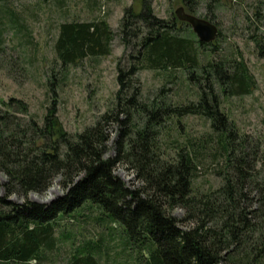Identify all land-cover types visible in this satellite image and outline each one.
I'll return each mask as SVG.
<instances>
[{
    "label": "trees",
    "instance_id": "obj_1",
    "mask_svg": "<svg viewBox=\"0 0 264 264\" xmlns=\"http://www.w3.org/2000/svg\"><path fill=\"white\" fill-rule=\"evenodd\" d=\"M150 1L142 0L140 13L126 10L120 21L125 49L134 51L127 55V67L117 62L114 102L92 125L72 134L54 108H47L39 122L22 99L0 100V263H39L55 249L61 219L90 208L99 213L96 219L113 224L109 230L118 231L131 264H264V113L255 139L239 133L214 90L223 84V92L248 94L251 75L240 61L232 70L221 58L200 61L199 49L208 44L181 35L176 24H188L175 16L156 17ZM185 9L196 14L191 3ZM111 40L104 19L63 21L54 50L62 64H75L109 55ZM140 69L182 70L197 80V100L143 104L135 78ZM187 115L203 116L212 131L180 142L173 155L164 156L158 144L161 125ZM112 124L119 126V136L110 157ZM208 156L217 161L214 173L221 182L198 191L193 179ZM118 164L129 166L143 186H127L115 174ZM57 176L64 188L60 196L49 203L28 198ZM14 195L22 201L12 200ZM177 207L185 211L188 227L170 214ZM102 246L101 240H85L65 264H100Z\"/></svg>",
    "mask_w": 264,
    "mask_h": 264
},
{
    "label": "rangeland",
    "instance_id": "obj_2",
    "mask_svg": "<svg viewBox=\"0 0 264 264\" xmlns=\"http://www.w3.org/2000/svg\"><path fill=\"white\" fill-rule=\"evenodd\" d=\"M189 3L195 10L194 15L208 17L218 28L216 38L205 43L208 47L199 49L202 51L200 61L221 58L228 63L227 70H232L234 62L240 61L251 75L248 94L223 92V84L214 85V90L220 97L222 111L232 119L236 131L255 139L262 129L264 113V49L255 43L257 40L264 47V0L150 1L152 14L164 20L175 16L177 7L185 8ZM141 4L142 0L0 2V100L22 99L28 104L29 115L39 122L47 108H54V116L63 129L72 134L92 125L114 102V93L119 88L117 62L120 60L121 66L127 67V55L134 51L130 47L125 49L121 40L123 35L119 32L120 21L126 10L142 12L144 6ZM97 18L104 19L111 30L110 54L87 57L75 64H62L54 50L59 24ZM176 26L181 35L197 39L189 25L177 23ZM196 75L200 78L201 71L195 70ZM135 78L139 82V100L145 105L184 104L198 98L197 80L189 79L182 70L140 69ZM108 131L106 155L113 157L117 152L115 143L119 126L112 124ZM211 131L210 121L200 115L167 119L160 127L158 144L164 156H171L180 142L198 139ZM216 167L217 161L212 156L202 160L193 179L196 190L208 191L219 186L221 180L214 173ZM115 174L133 189L143 186L127 165L118 164ZM0 177L3 178L1 174ZM60 180L59 176L55 177L45 191L30 193L28 198L40 203L51 202L64 192ZM11 199L22 201V197L16 195ZM98 214L89 208L80 211L75 218L65 216L55 229V249L45 253L39 263L31 261L30 264H65L72 249L85 240H101L104 244L100 264H131L118 231L111 233L108 226L113 224L96 219ZM170 214L178 220L179 226L188 227L182 208H174Z\"/></svg>",
    "mask_w": 264,
    "mask_h": 264
},
{
    "label": "water",
    "instance_id": "obj_3",
    "mask_svg": "<svg viewBox=\"0 0 264 264\" xmlns=\"http://www.w3.org/2000/svg\"><path fill=\"white\" fill-rule=\"evenodd\" d=\"M174 15L178 20L187 23L197 39L202 43L212 42L218 34V28L215 23L186 12L184 6L177 7L174 10Z\"/></svg>",
    "mask_w": 264,
    "mask_h": 264
}]
</instances>
